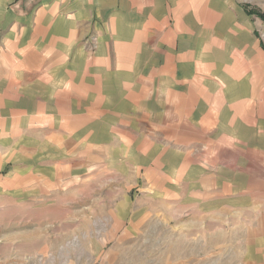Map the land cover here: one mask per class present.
Segmentation results:
<instances>
[{"label":"rangeland","instance_id":"1","mask_svg":"<svg viewBox=\"0 0 264 264\" xmlns=\"http://www.w3.org/2000/svg\"><path fill=\"white\" fill-rule=\"evenodd\" d=\"M149 1L0 0V264H255L264 0Z\"/></svg>","mask_w":264,"mask_h":264},{"label":"crops","instance_id":"2","mask_svg":"<svg viewBox=\"0 0 264 264\" xmlns=\"http://www.w3.org/2000/svg\"><path fill=\"white\" fill-rule=\"evenodd\" d=\"M227 1L231 2V0ZM69 3L74 11L72 19L90 18L94 15L93 12H96L98 19L104 20L112 29H115L110 33L118 37L115 41H120L119 44H127V49L131 48L130 44L133 41H136L135 32L132 29L147 32V28L151 27L149 0H138L135 5L129 0H69ZM248 237V258L253 259L255 264H264V219L255 220L253 227L249 229Z\"/></svg>","mask_w":264,"mask_h":264}]
</instances>
